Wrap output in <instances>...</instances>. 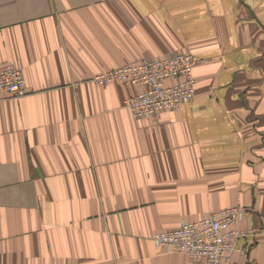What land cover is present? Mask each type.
<instances>
[{
	"label": "crops",
	"instance_id": "1",
	"mask_svg": "<svg viewBox=\"0 0 264 264\" xmlns=\"http://www.w3.org/2000/svg\"><path fill=\"white\" fill-rule=\"evenodd\" d=\"M190 52L196 95L134 119L137 85L93 78ZM0 264H187L157 232L244 207L264 264V0H0Z\"/></svg>",
	"mask_w": 264,
	"mask_h": 264
},
{
	"label": "built area",
	"instance_id": "2",
	"mask_svg": "<svg viewBox=\"0 0 264 264\" xmlns=\"http://www.w3.org/2000/svg\"><path fill=\"white\" fill-rule=\"evenodd\" d=\"M200 63L190 52H178L162 58H142L96 75V85L119 83L145 87L128 99L125 107L138 120L157 121L166 111H174L192 101L196 95L194 69ZM25 94L23 68L19 63L0 66V96L18 99ZM246 209L231 207L204 216L197 221H183L173 230L157 232L155 247L179 253L187 264H230L236 255H245L249 242L259 233L240 229Z\"/></svg>",
	"mask_w": 264,
	"mask_h": 264
},
{
	"label": "trees",
	"instance_id": "3",
	"mask_svg": "<svg viewBox=\"0 0 264 264\" xmlns=\"http://www.w3.org/2000/svg\"><path fill=\"white\" fill-rule=\"evenodd\" d=\"M239 208H244V207H239ZM245 209V208H244ZM245 217V216H244ZM244 219V218H243ZM243 221V220H242ZM242 221L240 222V223H242ZM238 228H240V229H242L241 227H240V224L237 226ZM243 229H245V228H243Z\"/></svg>",
	"mask_w": 264,
	"mask_h": 264
}]
</instances>
